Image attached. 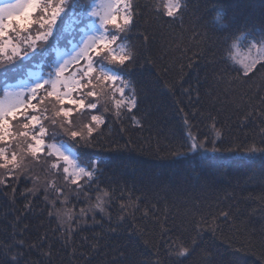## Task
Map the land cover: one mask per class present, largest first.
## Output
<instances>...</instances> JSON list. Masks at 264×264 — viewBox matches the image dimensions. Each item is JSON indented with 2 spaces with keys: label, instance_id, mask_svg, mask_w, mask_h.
<instances>
[{
  "label": "trees",
  "instance_id": "1",
  "mask_svg": "<svg viewBox=\"0 0 264 264\" xmlns=\"http://www.w3.org/2000/svg\"><path fill=\"white\" fill-rule=\"evenodd\" d=\"M97 1L67 0L46 41L0 64V93L30 70L51 78ZM133 2L140 22L118 35L135 62L97 67L130 79L137 107L85 143L48 105L41 151L26 138L0 147V264H264V68L246 74L232 57L264 37V0H180L171 17L169 0ZM72 119L83 128L88 114ZM62 143L80 177L52 150Z\"/></svg>",
  "mask_w": 264,
  "mask_h": 264
},
{
  "label": "snow or ice",
  "instance_id": "2",
  "mask_svg": "<svg viewBox=\"0 0 264 264\" xmlns=\"http://www.w3.org/2000/svg\"><path fill=\"white\" fill-rule=\"evenodd\" d=\"M66 3L67 0H15L7 7L0 6V64L21 57L26 54V49H34L46 41L52 35ZM117 4L123 5V16L109 13L103 17L101 26L104 31L98 37H89L84 48L61 64L51 78L30 88V95L21 102L22 107L13 105L5 109L0 106V144L3 145L0 147H12L17 138H26L31 144L39 141L43 145L45 140L42 137L47 132L43 125L49 117L45 113H52L48 105L55 108L51 115L64 122L63 131L85 143L93 142L102 126L108 123L109 114L119 121L126 111L137 107L138 97L131 80L97 67L98 59L102 58L119 66L132 64L136 60L137 54L119 42L121 37L118 34L131 31L140 22L137 10L141 5L133 0H117ZM181 7L180 0H169L167 14L174 16ZM37 24L39 28L26 44L17 41L21 33L31 32ZM109 26L117 34H109ZM261 44H264V37L259 41L253 38L252 47L264 53V47L259 46ZM232 46L236 47V44ZM248 59L240 60L246 74L264 68V56L253 69L249 68ZM70 64L73 65L72 71L69 70ZM105 89L111 94L110 97L104 92ZM100 93L105 95L104 103L100 102ZM105 104L109 106L105 107ZM73 112L77 115L88 114V121L83 128L74 126ZM17 123L21 127L14 132ZM131 124L139 126L140 121L133 118ZM58 154L63 155V151ZM64 158L71 161L69 156L65 155Z\"/></svg>",
  "mask_w": 264,
  "mask_h": 264
},
{
  "label": "rangeland",
  "instance_id": "3",
  "mask_svg": "<svg viewBox=\"0 0 264 264\" xmlns=\"http://www.w3.org/2000/svg\"><path fill=\"white\" fill-rule=\"evenodd\" d=\"M11 3H15V0H0V6L7 7ZM117 0H98L95 5L93 6V19L95 20L92 24L85 29L84 34L80 37L78 42H74L67 50H58L57 57H56V69L66 61L70 60L71 57L75 56L78 52H80L84 46L85 41L88 40L89 37H98L103 31V27L101 26V20L103 17L108 15L109 13H115L117 8ZM96 13V14H94ZM253 39L244 41L241 44H237V47L232 52L233 61L237 67H240L241 70L245 71L244 66L240 63V60L249 58V68L253 69L264 56V53L258 51L257 48L252 47ZM260 47H264V44L259 45ZM237 48L239 51H237ZM73 65L70 64L69 68ZM55 69V70H56ZM30 77L27 80L19 81L16 84L4 86L5 90L0 93V106H3L5 109L13 106V105H20L22 107L21 102L25 100L26 97L30 95V88L34 87L36 83L43 82L48 80V76H45L43 73V67L35 70H30ZM43 145L38 142L37 151H41ZM52 150L62 157L64 161H66L69 165L71 171H73V176L80 177L82 174V167L79 165V161L77 160L76 151L73 150L68 144H54ZM63 151V155L60 153ZM21 155V154H20ZM69 156L70 160H66L64 156Z\"/></svg>",
  "mask_w": 264,
  "mask_h": 264
}]
</instances>
